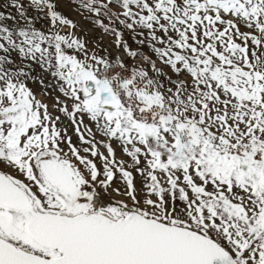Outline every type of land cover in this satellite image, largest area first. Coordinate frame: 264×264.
<instances>
[{
    "label": "snow or ice",
    "instance_id": "snow-or-ice-1",
    "mask_svg": "<svg viewBox=\"0 0 264 264\" xmlns=\"http://www.w3.org/2000/svg\"><path fill=\"white\" fill-rule=\"evenodd\" d=\"M75 2L143 64L108 75L58 0L3 4L0 264H264V0Z\"/></svg>",
    "mask_w": 264,
    "mask_h": 264
},
{
    "label": "rangeland",
    "instance_id": "rangeland-1",
    "mask_svg": "<svg viewBox=\"0 0 264 264\" xmlns=\"http://www.w3.org/2000/svg\"><path fill=\"white\" fill-rule=\"evenodd\" d=\"M6 2L7 0H0V10L8 11L3 8V4ZM23 2L25 3V6H27L28 0H23ZM58 2L60 4V10L64 13V15L74 20L78 25V27L74 30L76 35L88 41L87 47L89 49H95L99 56L106 57L110 60L113 66L109 68L108 75L111 76L117 72L121 73V75H129L133 65L143 64V60L139 56L132 59L125 54L123 49H120L118 52L116 46L114 45V36L102 32V30L95 27L89 19H86L85 17L89 14L78 9L75 0H58ZM29 14L33 15L35 13H33L30 9ZM105 22L107 23V21ZM8 23L9 25L12 24L11 21H8ZM21 23H23V21H21ZM44 26H47L46 22ZM36 27L41 28V23L37 22ZM117 27L119 28L120 25L117 24ZM62 31L66 33L72 31V29L63 28ZM125 39L128 40L132 49H141V46L133 43L131 34L127 31H125ZM142 50L149 55H152L146 45L143 46ZM117 58L122 60L125 68H120L116 65L115 61ZM25 63L32 64L31 77L26 81L27 86L36 94L38 99L47 102L51 106L53 104L54 97L59 95L58 91L55 90V80L51 77L50 73L43 71L38 64L32 61H25ZM157 64L158 66H161L159 62H157ZM25 70L28 71L29 69ZM41 81H43V84ZM117 156H122L119 148L117 149Z\"/></svg>",
    "mask_w": 264,
    "mask_h": 264
},
{
    "label": "water",
    "instance_id": "water-1",
    "mask_svg": "<svg viewBox=\"0 0 264 264\" xmlns=\"http://www.w3.org/2000/svg\"><path fill=\"white\" fill-rule=\"evenodd\" d=\"M216 264H219V262L217 261Z\"/></svg>",
    "mask_w": 264,
    "mask_h": 264
}]
</instances>
